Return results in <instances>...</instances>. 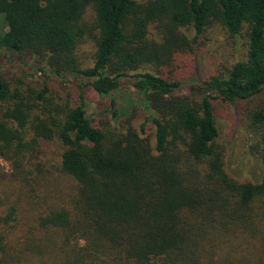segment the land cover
Masks as SVG:
<instances>
[{
  "label": "trees",
  "instance_id": "trees-1",
  "mask_svg": "<svg viewBox=\"0 0 264 264\" xmlns=\"http://www.w3.org/2000/svg\"><path fill=\"white\" fill-rule=\"evenodd\" d=\"M212 23L232 35L246 28L245 54L192 87L199 97L179 93L182 81L159 68ZM86 39L89 64L79 54ZM0 49L100 95L131 77L144 107L137 125L130 111L126 124H95L82 95L58 102L46 83L14 86L0 68V156L20 169L57 142V171L72 183L66 204L36 215L34 229L52 232L44 239L10 237L15 206L0 211V264H264V0H0ZM213 94L248 103L259 181L227 171Z\"/></svg>",
  "mask_w": 264,
  "mask_h": 264
},
{
  "label": "rangeland",
  "instance_id": "rangeland-1",
  "mask_svg": "<svg viewBox=\"0 0 264 264\" xmlns=\"http://www.w3.org/2000/svg\"><path fill=\"white\" fill-rule=\"evenodd\" d=\"M143 2L145 0H136ZM154 24L149 26V36L157 39V29ZM179 32L187 40L194 36L192 27H180ZM246 28L241 33L229 34L220 24H209L198 38L196 44L190 43L176 50L170 64L159 68L164 76L178 78L182 81L179 93L190 94L199 97L192 87L199 86L205 79L214 74H223L235 60L242 58L246 51ZM93 43L86 39L81 45L80 56L85 63L91 62ZM32 59L19 58L6 54L0 49V68L3 75L14 86L39 87L46 83L49 95L58 102L68 101L77 103L80 95L83 97L84 110L94 120V123L109 121L113 127H117V121L122 124L127 122V113L134 124H138L143 115L144 107L141 104V96L131 84V77H122L120 86L111 96L100 95L90 86H86V80L75 81L72 78L58 77L36 71L32 67ZM142 66L139 70L149 69ZM215 95V94H213ZM111 98L119 109L118 115L111 113ZM264 99V90L260 94ZM214 114L219 135L217 142L225 150L227 171L238 181L257 182L263 174V168L258 158L249 146L250 139L244 114L246 101L229 102L218 96L212 98ZM132 112V115H131ZM60 147L57 142L41 144V150L37 158L28 157L22 159L21 168L17 169L0 156V198L1 212H6L9 206H15L14 223L16 227L10 237L19 236L31 239L37 237H49L50 233L34 229L36 215L45 214L50 207L66 204V192L71 180L57 171ZM41 163L40 170L36 164ZM41 172H45L41 174ZM41 174V175H40ZM39 178L40 183L36 185ZM44 179V180H43ZM52 236V235H51ZM45 259V258H43ZM32 264L40 263V259L32 260Z\"/></svg>",
  "mask_w": 264,
  "mask_h": 264
}]
</instances>
